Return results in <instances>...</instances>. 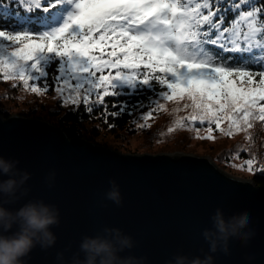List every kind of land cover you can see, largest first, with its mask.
I'll return each instance as SVG.
<instances>
[{"label":"snow or ice","instance_id":"snow-or-ice-1","mask_svg":"<svg viewBox=\"0 0 264 264\" xmlns=\"http://www.w3.org/2000/svg\"><path fill=\"white\" fill-rule=\"evenodd\" d=\"M13 6L26 15L16 11L19 26H0L4 80H20L33 93L67 91L64 103L89 113L121 95L118 88L152 89L156 81L166 89L162 99L191 101L189 119L207 122L210 132L212 124L223 131L225 119L228 135L264 122V5L257 0H13ZM0 9L12 14L7 4ZM37 10L43 15L34 18ZM225 13L233 14L228 25ZM215 49L238 53V62L227 63ZM53 62L56 72L49 73ZM126 110L121 105L112 114ZM247 165L251 171L253 160Z\"/></svg>","mask_w":264,"mask_h":264},{"label":"water","instance_id":"water-1","mask_svg":"<svg viewBox=\"0 0 264 264\" xmlns=\"http://www.w3.org/2000/svg\"><path fill=\"white\" fill-rule=\"evenodd\" d=\"M0 156L18 160V169L30 173L28 195L5 207L43 200L60 212L59 225L51 228L55 245L35 247L27 264H58L61 252L70 261L82 238L104 227L131 236L134 248L121 255L145 257V264H168L176 255L203 257L209 246L202 232L212 226L217 208L226 217L247 212L254 236L246 245L230 240L227 254H213L214 264H264V187L225 174L208 157L124 155L84 138L69 139L46 120L1 114ZM109 180L119 185L121 206L105 198Z\"/></svg>","mask_w":264,"mask_h":264},{"label":"trees","instance_id":"trees-1","mask_svg":"<svg viewBox=\"0 0 264 264\" xmlns=\"http://www.w3.org/2000/svg\"><path fill=\"white\" fill-rule=\"evenodd\" d=\"M260 5H264V0H257ZM0 3L7 4L9 6V12L11 15H5L3 10L0 9V26L5 27H16L21 23V17L26 15L23 9H18L13 6V0H0ZM16 11L21 12V17L15 15ZM35 18L36 16H42L43 13L37 10L32 14ZM233 20L232 13H225V24L228 25L230 21ZM216 53L227 63H237L235 59L239 54L232 52H222L219 49H215ZM233 57V60H227V57ZM58 62H53L51 66L47 68L49 73H55ZM254 68L258 65H252ZM0 75L3 74L0 73ZM258 79V78H257ZM31 83V82H30ZM51 83V81H49ZM153 88H147L145 86L138 85L135 89L124 88L121 95L118 96H108L106 101L110 102L106 106H98L92 113L87 112L86 106L80 105L72 106L68 104H63L61 100L52 101L49 97L54 94L52 87L49 88L47 92L32 93L30 91L22 89L23 82L20 80H14L11 86H13L11 93L12 98L21 99L24 103L26 101H31L32 103L24 104L25 107L22 108L17 115L38 118L42 120H47L49 123L56 127L61 128L68 136L69 139L72 138H84L91 143L96 145L99 144L100 139L104 136H111L117 139H124L126 137L138 136V134H144L149 138L150 141L153 137L160 142L164 143L173 136H176L178 132L188 133L191 130H186L191 128L194 132H197V136L200 137L198 141L201 142H212L216 141V136L219 139H228L227 137L237 138L236 141L232 142V146L225 147L224 144H220V155L212 159L222 168L228 169L230 167L228 161L225 158V154L233 149H238L237 154L244 160L255 159V169L251 176L253 183L258 187H264V122L253 121V127L248 130L237 131L235 128L231 129L232 134L228 135L229 123H223L220 131L216 129L215 124H212V139L206 140L202 138V133L205 130H209V125L207 122L200 124L198 121L193 123L189 119L192 114L191 103L187 99L179 100L174 99L171 101L162 99L158 93L166 89L161 88V86L153 81ZM14 93V94H13ZM31 94L33 96L26 98L24 94ZM17 94V95H15ZM42 95H47L46 97L39 98ZM37 96V97H34ZM5 100V103H11L13 99ZM38 99H42L40 102ZM164 102H161V100ZM47 101H51L52 104H48ZM46 103V104H44ZM29 104V105H28ZM112 105H116L113 107ZM124 105L126 111L120 115H113L112 113L118 112L120 106ZM188 105V107H185ZM3 106L0 105V114L4 117L11 116L8 110H3ZM108 110L105 111L104 109ZM39 110L37 113L34 110ZM152 112L151 116L148 113ZM169 117L167 124L160 126V121L164 118ZM145 117H147L145 119ZM171 129V131H170ZM259 129V131H258ZM153 131V132H152ZM155 132V133H154ZM241 134V135H239ZM221 142V141H220ZM218 143V142H217Z\"/></svg>","mask_w":264,"mask_h":264},{"label":"clouds","instance_id":"clouds-1","mask_svg":"<svg viewBox=\"0 0 264 264\" xmlns=\"http://www.w3.org/2000/svg\"><path fill=\"white\" fill-rule=\"evenodd\" d=\"M18 164V160L0 156V177H7L0 179V264H27L25 258L35 247L46 250L53 247L57 240L51 230L60 223V212L56 205L43 200H29L16 210L5 207L21 200L30 191L25 186L30 173L19 170ZM55 175V171L49 173V187L53 186ZM109 184L105 198L121 206L123 199L119 185L115 180H109ZM249 224L247 212L226 217L224 211L217 208L211 216L212 226L202 232L209 246V254L203 257L176 255L168 264H214L213 254L218 251L227 254L230 240L247 244L254 236ZM134 246L133 238L120 228L104 227L94 236L85 235L78 252L71 256L70 261L65 260L63 252L57 254V261L58 264H145V257L121 255Z\"/></svg>","mask_w":264,"mask_h":264},{"label":"rangeland","instance_id":"rangeland-1","mask_svg":"<svg viewBox=\"0 0 264 264\" xmlns=\"http://www.w3.org/2000/svg\"><path fill=\"white\" fill-rule=\"evenodd\" d=\"M107 74V73H105ZM114 74V70H113ZM99 75V74H98ZM12 82H14L13 79L4 80L2 75H0V105L3 106V110H8L12 115H17L18 112L22 110L23 107H25L24 104L27 105V103L31 104L32 102L26 101L22 103L23 101L18 98H12L11 93L13 92L11 86ZM24 90H27L32 92L30 88H25L23 85L21 87ZM124 88L129 89L128 87L118 88L117 91H123ZM33 93V92H32ZM14 94V93H13ZM24 94V93H23ZM17 95V94H15ZM26 98H29L33 95L31 94H24ZM47 95H42L39 98L46 97ZM67 96V91H65V96H60L58 93L54 92L49 97L52 101L54 100H61L64 104V99ZM37 97V96H34ZM13 99L11 103H5V100L7 99ZM42 99H38L40 102ZM161 100V99H160ZM191 103V101L187 100ZM55 102V101H54ZM161 102H164V100H161ZM42 103V102H40ZM47 103L50 105L52 104L51 101H47ZM28 104V105H29ZM46 104V103H44ZM39 110H34L35 113H37ZM39 114L37 113V116ZM167 117V116H165ZM47 121V120H46ZM169 121V117L164 118L160 121V126L167 124ZM48 122V121H47ZM223 123H228V121L225 119L222 121L220 128ZM53 125V124H52ZM191 130L187 133H177L176 136H173L163 144L158 142L155 137H153V140L150 141L151 136L147 138L144 134H138V136L134 137H126L124 139H117L111 136H104L100 139V142L98 145L105 146L106 148H110L112 150H115L116 152H119L121 154H130V155H143V154H150V155H159V154H188L193 155L195 157H208L210 161L215 165L217 169L224 172L225 174L232 176L234 178H238L241 180H250L251 176L253 174V171L255 169V161H253L252 170L250 171L247 165V161L240 157V155L237 154L238 149H233L225 154V158L230 164L228 169L222 168L219 166L216 161L212 159V155L214 157H218L220 155V151L222 149L220 148V144H224L225 147L232 146V142L236 141L237 138L227 137L228 139H219V136H216V141L212 142H201L198 141L200 139L199 136H197V132H194L191 128L186 129ZM259 131V129H258ZM153 132V131H152ZM155 133V132H154ZM241 135V134H239ZM210 137V138H209ZM213 132L209 130H205V132L202 133V138L209 140L212 139ZM221 141V142H220ZM218 142V143H217ZM258 159L259 158H255ZM252 159V160H255Z\"/></svg>","mask_w":264,"mask_h":264}]
</instances>
